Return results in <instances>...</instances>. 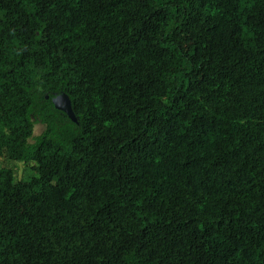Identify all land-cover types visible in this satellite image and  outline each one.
<instances>
[{
	"label": "trees",
	"instance_id": "trees-1",
	"mask_svg": "<svg viewBox=\"0 0 264 264\" xmlns=\"http://www.w3.org/2000/svg\"><path fill=\"white\" fill-rule=\"evenodd\" d=\"M0 264H264V0H0Z\"/></svg>",
	"mask_w": 264,
	"mask_h": 264
},
{
	"label": "water",
	"instance_id": "water-1",
	"mask_svg": "<svg viewBox=\"0 0 264 264\" xmlns=\"http://www.w3.org/2000/svg\"><path fill=\"white\" fill-rule=\"evenodd\" d=\"M53 104H54L55 108H57L59 110H62L73 121L75 120L74 116L72 114L71 108H70V101H69L68 97L65 94H61V95L57 96L56 98H54Z\"/></svg>",
	"mask_w": 264,
	"mask_h": 264
},
{
	"label": "rangeland",
	"instance_id": "rangeland-1",
	"mask_svg": "<svg viewBox=\"0 0 264 264\" xmlns=\"http://www.w3.org/2000/svg\"><path fill=\"white\" fill-rule=\"evenodd\" d=\"M35 127H36V132L34 134H38L39 132H41L42 129H41L40 125H37ZM16 170L18 172L19 177H23V176L31 177V176H33V173L31 172V170H28L24 175V171H23L24 165L23 164L16 165Z\"/></svg>",
	"mask_w": 264,
	"mask_h": 264
}]
</instances>
